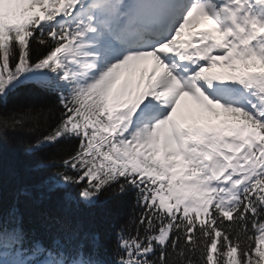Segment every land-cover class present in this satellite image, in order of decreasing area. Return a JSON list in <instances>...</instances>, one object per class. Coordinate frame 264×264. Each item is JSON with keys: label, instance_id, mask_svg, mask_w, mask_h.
Here are the masks:
<instances>
[{"label": "snow or ice", "instance_id": "obj_1", "mask_svg": "<svg viewBox=\"0 0 264 264\" xmlns=\"http://www.w3.org/2000/svg\"><path fill=\"white\" fill-rule=\"evenodd\" d=\"M0 124V264H264V0H0Z\"/></svg>", "mask_w": 264, "mask_h": 264}, {"label": "trees", "instance_id": "obj_2", "mask_svg": "<svg viewBox=\"0 0 264 264\" xmlns=\"http://www.w3.org/2000/svg\"><path fill=\"white\" fill-rule=\"evenodd\" d=\"M47 102L45 99H20L11 101L8 108L11 109L17 105L27 103H43ZM31 127V125H29ZM44 125L33 133L13 132L11 129L5 131L3 125L0 124V144L3 147V155L6 166H13L20 170H25L31 164H34L41 155H60L63 153L57 152L54 147H46L43 153H35L34 156H27L26 149L28 141L36 139L37 136L44 132ZM23 141V142H22ZM55 169H45L39 173H28V176L33 181H39L41 178L51 175ZM4 192L7 198H11L14 193V181L11 180L7 174L4 177ZM100 203L108 204L104 209L93 212L92 210L83 213L84 221L86 216L90 214L91 218L86 221V226L99 231L102 234H113L115 227L123 220L128 214V201L125 199H110V192H105L101 195ZM59 199V194H53L49 200L50 205H55ZM106 199V200H105ZM107 201V202H105ZM110 245V244H109Z\"/></svg>", "mask_w": 264, "mask_h": 264}]
</instances>
